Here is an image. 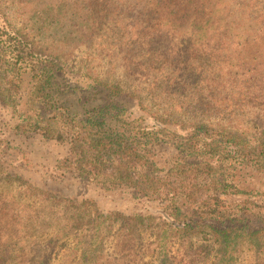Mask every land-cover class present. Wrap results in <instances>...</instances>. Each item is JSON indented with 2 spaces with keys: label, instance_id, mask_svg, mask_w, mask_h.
<instances>
[{
  "label": "trees",
  "instance_id": "16d2710c",
  "mask_svg": "<svg viewBox=\"0 0 264 264\" xmlns=\"http://www.w3.org/2000/svg\"><path fill=\"white\" fill-rule=\"evenodd\" d=\"M230 1L83 0L89 40L107 26L117 47L128 54L122 59L135 63V74L145 71L150 77L153 104L135 95V113L121 99L127 93L114 79L101 78L85 61L69 73L59 55L47 52L37 39L41 26L34 23L23 31L0 11V147H10L11 135L39 136L63 147L52 165L59 174L108 189H132L160 202L171 219L165 228L168 241L193 238L208 228L224 245L221 260L211 264L227 263L229 240L244 236L252 243L264 231L247 224L264 223V189L256 182L264 178V9L261 0H239L236 9ZM130 53L134 61L127 60ZM192 89L212 100L206 110L250 103L258 113L251 125L242 122L232 130L190 122L181 132L172 125L181 118L172 98L176 91ZM148 117L153 124H147ZM164 147L172 152L159 162L155 150ZM77 205L65 219L51 213L41 217L51 220L46 235L51 230L54 239L80 226L88 207L83 201ZM126 218L135 225V215ZM8 219L0 218V264H25L19 263L24 247L10 243L17 241L13 226L18 218ZM29 220L42 223L32 215ZM241 221L246 225L240 226ZM217 223L232 225L217 228ZM53 239L32 264H49ZM78 239L75 245L82 252L76 264H94L90 255L100 242L95 236ZM183 259L199 264L195 252L184 253Z\"/></svg>",
  "mask_w": 264,
  "mask_h": 264
},
{
  "label": "rangeland",
  "instance_id": "374dc122",
  "mask_svg": "<svg viewBox=\"0 0 264 264\" xmlns=\"http://www.w3.org/2000/svg\"><path fill=\"white\" fill-rule=\"evenodd\" d=\"M60 1L0 0V11L15 28L23 31L34 23L41 26L42 34L37 35V39L47 52L59 55L69 73L77 70L85 61L89 69L94 70L93 72L102 76L101 78H112L120 85L128 94H123L121 99L129 110L135 113V95L152 105L147 87L150 82L149 75L145 71L144 75L135 74V63H126L122 59L128 54L125 52L126 55H123L121 47H117L118 39H112L107 26L89 40V20L86 24L82 22L89 16V11L85 8L86 2ZM230 2L233 9L238 7L239 0ZM261 2V8L264 9V0ZM33 6L37 8L35 13L31 12ZM235 12L237 15L240 13ZM114 45L115 48L112 47ZM133 53L129 54L131 56L127 60L134 61ZM253 66L254 64L248 65V68L252 69ZM135 85L140 88L137 93ZM175 89L177 87L173 88ZM202 96L203 94L195 89L187 94L176 91L172 98L173 110L178 111L181 118L178 123H172L174 127L186 133L188 124L195 122L220 124L232 130L236 124L242 122L251 125V120L258 113V109L250 103L222 106L226 109L219 111H212L211 108L215 106H210V110H206V103L210 105L212 100ZM146 122L153 124L149 117ZM6 138L8 139V136ZM10 139L11 145L7 150L0 147V218L4 215L11 218L9 221H13L15 216L18 218L14 220L16 222L13 226L16 229L17 241L12 240L10 243L16 247H24L19 263L38 262L45 243L49 241V237L53 239V236H49L51 230L49 235H46L50 229L47 223L51 220L43 222L41 217L51 213L65 219L69 214L76 213L77 203L82 201L88 207V216L79 220L80 226L60 234L49 243L52 246L49 264H76L82 252L80 245H75L78 238L86 240L94 236L100 242L99 248L93 249L90 255L94 264H189L183 259L184 253L187 252H195L199 264H211L221 260L218 257L224 251V245L220 243L222 239L213 236L210 229L203 227L201 233L193 238L175 236L168 241L165 236L169 229L165 228L171 219H166L168 217L160 202L135 195L132 189H108L90 179L85 180L68 173L59 174L52 165L63 151V147L47 143L39 136L36 138L30 135H11ZM171 152V148L164 147L156 149L155 155L159 156V162H163ZM21 180L28 186H21ZM257 181L263 190L264 178ZM260 197L263 199L264 193ZM31 215L38 217L42 223L31 225ZM134 215L135 225L126 218ZM241 223L240 226L246 225L247 221ZM247 224L255 229H264V223L257 220ZM231 225L216 224L217 228ZM233 225L235 227L234 223ZM161 230H165V233ZM160 233H163L162 240L158 242L157 235ZM260 236L258 241L254 240L252 243L244 236L229 240L228 252L232 249V253H229L228 262L222 264H264V231ZM75 246L77 249L72 250Z\"/></svg>",
  "mask_w": 264,
  "mask_h": 264
}]
</instances>
